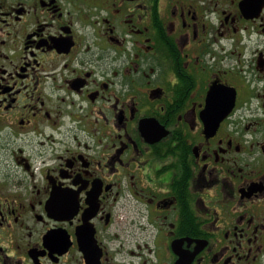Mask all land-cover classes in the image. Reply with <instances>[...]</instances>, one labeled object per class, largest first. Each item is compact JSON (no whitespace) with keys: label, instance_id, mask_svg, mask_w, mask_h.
<instances>
[{"label":"flooded vegetation","instance_id":"af4514ba","mask_svg":"<svg viewBox=\"0 0 264 264\" xmlns=\"http://www.w3.org/2000/svg\"><path fill=\"white\" fill-rule=\"evenodd\" d=\"M0 264H264V0H0Z\"/></svg>","mask_w":264,"mask_h":264}]
</instances>
